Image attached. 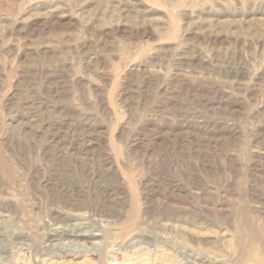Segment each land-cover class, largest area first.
<instances>
[{"label":"rangeland","instance_id":"374dc122","mask_svg":"<svg viewBox=\"0 0 264 264\" xmlns=\"http://www.w3.org/2000/svg\"><path fill=\"white\" fill-rule=\"evenodd\" d=\"M264 0H0V264H262Z\"/></svg>","mask_w":264,"mask_h":264},{"label":"bare ground","instance_id":"6f19581e","mask_svg":"<svg viewBox=\"0 0 264 264\" xmlns=\"http://www.w3.org/2000/svg\"><path fill=\"white\" fill-rule=\"evenodd\" d=\"M247 256L251 260L264 264V253L260 251L253 250L252 252H249Z\"/></svg>","mask_w":264,"mask_h":264}]
</instances>
